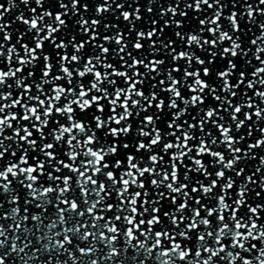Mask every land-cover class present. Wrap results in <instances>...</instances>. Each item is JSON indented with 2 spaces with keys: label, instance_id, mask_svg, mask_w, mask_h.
<instances>
[{
  "label": "snow or ice",
  "instance_id": "1",
  "mask_svg": "<svg viewBox=\"0 0 264 264\" xmlns=\"http://www.w3.org/2000/svg\"><path fill=\"white\" fill-rule=\"evenodd\" d=\"M20 2L15 43L0 23V264H264V156L237 167L264 148V0Z\"/></svg>",
  "mask_w": 264,
  "mask_h": 264
},
{
  "label": "water",
  "instance_id": "2",
  "mask_svg": "<svg viewBox=\"0 0 264 264\" xmlns=\"http://www.w3.org/2000/svg\"><path fill=\"white\" fill-rule=\"evenodd\" d=\"M0 2H3V0H0ZM65 2L67 3L68 0H65ZM83 2H84V0H81L82 4H83ZM16 3L18 5V7L16 9H14L11 13H5L4 20L0 21V23H6V24L10 23V24H12V27L7 29L8 31L13 32V37H12L11 43H15V41H16V32L14 30H16V29H19L21 31L25 30V26L24 25L20 24L18 21H15V17L17 15H19L21 12H23L25 14L26 18H30L31 13L29 11V8L30 7H36L34 2L31 5H29V6H26V5L22 4L20 2V0H16ZM5 6L7 7L6 4H5ZM136 6H137L136 4H133L131 7H128V5H126L125 6V10L130 11V12L134 11ZM147 6L148 5L146 3V0H139V7H141L142 10L145 9ZM166 6H167V4H165V7ZM91 7H92V5L90 4V8ZM113 7H115V5H113ZM45 8L47 9V8H49V6L46 4ZM230 8H231V6L229 5V8L225 9V15H227L229 13V9ZM181 9H183V4H181ZM50 10L55 12V11H60L61 9H59V7L57 5L55 7H52ZM236 10H242V9H240L239 5H238ZM37 11L39 12V11H41V9H38ZM80 11L83 13V8H81ZM157 11H159V9H157ZM69 15H71V13H69ZM84 15L88 16V17H92V16H94V11L89 12V13H84ZM105 15L108 16L109 18H112L110 13H107ZM117 15H118V13H117ZM141 15L144 16V17L148 16L146 11H142ZM189 15L191 16L192 13L189 12ZM65 19L68 20L69 24L73 28V31H75V25H72V20L75 19V17H72L71 19H69V17H65ZM177 19H180V17L177 16ZM257 20H258V22H264V17H259L258 16ZM119 23H121L122 27L126 25V22H124L122 20V18H121V21H119ZM241 26H242L243 29H245V31L241 34L242 35V40H243V46L245 48L251 47L252 50L254 51L255 50V46L250 45L249 41H250L251 38H254L255 35H259L258 26L257 25L248 26V27L251 28V31H248L245 28L244 21H241ZM2 36H3V34L0 33V42H3ZM31 36H32V34L28 33V35L25 38V41H23V42L31 43ZM11 43H9L8 46H11ZM17 47L19 48V45H17ZM4 51L7 52V48H5ZM248 58H252L251 54H249ZM253 65L259 66L258 62L255 61L254 59H253ZM0 66H3L5 68V70H7L6 62H5L4 65H0ZM13 66H16L15 62L13 64ZM9 83H14V82L13 81H9ZM261 90H264V89H261ZM15 91L16 90L13 89L14 95H15ZM255 99L256 98L254 97V100ZM256 102H258V100ZM261 106L264 107V105H261ZM245 111H254V109H252V110L245 109ZM253 120H255V118H253ZM248 123H252V122H248ZM259 126L260 127H264V121H260L259 122ZM244 131L246 133L247 129H245ZM10 134H11V130H6L5 135H10ZM260 135L261 134L258 131H255V125H254L253 135L251 137H246V139L238 146L242 147V148H244L246 150L247 149V145L249 143H254L257 139L260 138ZM254 151H255V155L257 157L256 159H249L246 164H240V165L237 166V167H244L245 168V175H248L252 171H254L255 170V166H257L259 164V157L260 156H264V148L256 149ZM7 158L8 157L6 156L5 159H7ZM205 159H208V158L206 157ZM262 171H264V169H262ZM230 174H232V173H230ZM253 187H255V186H253ZM257 190H259V189L257 188ZM262 195H264V194H262ZM249 202L253 203V197L252 196L249 197ZM261 216L264 217V213H261ZM259 223H264V219H261L259 221ZM157 230H159V229H157ZM122 243H123V239L121 238V244ZM81 246H85V245H81ZM76 255L79 256V253H76ZM244 255H247V253H245ZM65 258H66V256L62 257V259H65ZM92 258H95V257H92ZM16 264H20V262L17 260ZM69 264H71V262H69ZM102 264H103V262H102ZM149 264H151V262H149Z\"/></svg>",
  "mask_w": 264,
  "mask_h": 264
}]
</instances>
